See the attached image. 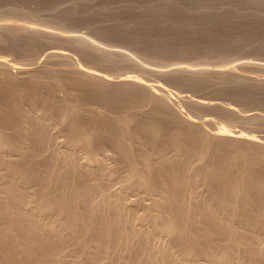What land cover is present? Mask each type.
<instances>
[{"label": "bare ground", "instance_id": "obj_1", "mask_svg": "<svg viewBox=\"0 0 264 264\" xmlns=\"http://www.w3.org/2000/svg\"><path fill=\"white\" fill-rule=\"evenodd\" d=\"M24 1L36 6H0V264H264V133L253 130L262 111L176 92L140 74L151 66L137 53L75 29L94 20L77 14L106 11L130 33L133 20L113 13L145 12L131 18L155 50L185 26L206 30L209 46L248 44L263 40L264 0ZM238 21L247 32H230ZM223 46L200 48L199 64L152 71L263 108L264 77L212 65L229 62ZM204 108L251 127L197 114Z\"/></svg>", "mask_w": 264, "mask_h": 264}, {"label": "rangeland", "instance_id": "obj_2", "mask_svg": "<svg viewBox=\"0 0 264 264\" xmlns=\"http://www.w3.org/2000/svg\"><path fill=\"white\" fill-rule=\"evenodd\" d=\"M5 1V2H4ZM15 1H17V0H15ZM20 1V2H19ZM23 1L24 0H18V2H19V4H17V5H19L21 8H25V9H27V8H33V7H35L36 6V3H34V2H31V1H24V3H23ZM56 1H58V0H56ZM8 2H13V0H0V3H2V4H0V6H7L6 4H11V3H8ZM17 2V3H18ZM25 2H27V3H25ZM4 3V4H3ZM23 3V4H22ZM33 3L35 4V6L33 5ZM183 3V2H182ZM186 3H188V2H184L183 4H186ZM30 4V5H29ZM190 6H192L191 4H189ZM188 4L187 5H185V6H189ZM30 6V7H29ZM32 6V7H31ZM190 6L188 7L189 9H190ZM124 11H122V12H120L119 13V11H118V13H116V12H111V13H113V14H117L119 17V20H121L122 18L121 17H124L126 20H128V21H125V20H123L122 19V21H124V22H126V23H128V22H130L131 20H133L132 22H130L131 24H130V26H131V29H129V31H133L134 30V33L132 32H130V33H128V31H126L125 32V34L124 33H120V32H117V30L116 29H113V27H114V23L113 22H116L117 20L115 19V21L112 19H110V17L112 16V14H110V13H108V12H106V11H102V12H96V11H91V12H82V13H80V14H77V15H79V16H81V17H89V16H91L92 18H91V21H92V19H94L95 21L97 20V24H96V22L93 20L92 21V24H91V26L90 25H88V26H86L87 24L85 23V22H82L83 23V25H84V23L86 24V25H82V24H80V23H77L78 25L80 24V26H78L77 24L75 25L76 26V28L75 29H77L78 31L80 30V32H84V33H86V34H88V35H90L92 38H94L96 41H99L101 44H104V45H110V46H115V47H118V48H122V49H124V50H130V51H132V52H134V53H137L138 55H140V57L142 58V60H145L150 66H151V68L150 69H140V71H139V73L140 74H142V75H144V76H148V77H150L151 79L153 78V79H157V80H159V81H161L162 83H164V84H166L167 86H169L171 89H173L174 91H176V92H179V93H187L188 92V94H191V95H193L194 97H199V95L200 96H202V97H209V98H215V100H217V101H223L225 104L226 103H231V104H233L234 106H236L238 109H240L241 107L245 110H243L242 108H241V110H243V113L245 112V113H247V114H256V112H260L261 113V111H262V113L264 114V107L262 108L261 107V109H260V106L259 105H257V104H252V105H245V104H241V103H239V102H237L235 99H233L231 96H228V95H225V94H221V95H219V92H218V90L217 89H215L216 88V86L214 85V83L212 82L211 84L209 83V85H208V87L206 88L207 90L209 89V91L211 90V94H209L207 91H196V89H194L193 87L191 88L190 86H185V87H182L181 85H179V84H176V83H171L170 81H168L163 75H160V73L158 74H156V71L155 70H153L152 71V68L154 67V68H159V69H166V67L167 68H169V67H172V66H178V65H189V64H199V63H201V58L203 57V53H202V51L204 50L205 52H207V51H209V53L211 54H213L214 52H215V54H216V51H213V50H220V48H221V46L222 45H224L223 46V50L225 49H227V51H229L230 52V54H232V55H230L229 54V52L227 53L226 51H224V53L226 54L225 56H228L229 55V60L228 59H225V60H228L229 62L227 63V62H218L219 60L221 61V59H218L217 58V62H213L212 63V65L213 64H215V65H224L225 63L226 64H231V65H229L230 67H232L233 66V68H235L239 73H241V74H243V75H247V76H252V77H255V78H262L263 79V77H264V35H263V37H262V39L263 40H261V37H260V39H256V40H258L257 42H254V38L252 37V41L250 42L249 41V43L247 44L246 43V41L245 42H243L244 40H245V38H241V36H240V39H241V41L243 42V44L244 45H242L241 44V41L238 39L236 42H232V43H226L227 45H225V43H222V42H218L217 41V39H216V41H217V43L219 44V47H215V46H218L217 45V43H216V45L215 44H210V46L209 45H207V43H212V41L214 42V40H213V38H212V41H211V37L209 38V36H207L206 34H205V32H206V30H204V29H202V34L200 33L201 32V26H199L200 27V31H199V29L197 30V29H195V28H193V26H190V27H187V26H185V27H183L182 29H180V31H181V33H184V29L185 28H187V31H190L191 30V32H188L189 34H187L186 35V32L187 31H185V35L184 34H181L180 32H179V34H178V31L176 30V32H174V30H172L171 31V29H164L162 32H165V34L167 35L166 37H168L169 35H171V34H173V32H174V34L173 35H177V36H179L180 38H181V41L179 40L178 41V39H179V37H177L176 36V38L174 37V36H172V37H174L175 38V40L177 41V44L180 42L181 44H186V45H181L180 43V45L178 44H176V42H175V40H174V38L172 39V38H166V43L168 42L169 43V41H171V39H172V41L174 42H170L169 44L167 43V45H165L166 43L164 42V45L162 46V44L160 45V46H162V48L165 46L166 47V49L167 48H170V50L171 49H173V47L175 46L176 48L178 47V49H176L175 47V49L173 50V51H175L174 53H171V52H168V54L166 53L167 51H170V50H166V49H164V51H166L165 53L163 52V49L161 50L160 48L159 49H157L156 48V50H155V47L154 46H152L153 45V41H151V40H149L150 38V36H149V34L147 33V36L145 35L146 34V30H149V28L147 29V27H146V30H144L145 29V26L143 25V24H141L142 25V27H141V30H140V24L138 23V22H136V24H135V26H137L138 27V29L136 30V27L134 26V23L133 22H135L137 19L135 18L137 15H139L141 12H138V13H136V15H135V12H134V14H132L133 12H124ZM130 14V16H129V14ZM146 14H148V13H146ZM145 14V12H143V14H141V15H139V16H142V15H146ZM93 15H95V16H93ZM117 15H116V17H117ZM128 15V16H127ZM131 15H135L134 17L133 16H131ZM94 17V18H93ZM131 17H133L134 19H136V20H134L133 18H131ZM138 17V16H137ZM121 18V19H120ZM131 20H130V19ZM209 20H211V19H209ZM208 22V19H206V20H203L202 22ZM190 22H192V21H190ZM202 22H201V25H202V27L204 28L205 27V29L208 27L206 24H204L205 26H203V24H202ZM210 22V21H209ZM208 22V23H209ZM211 23V22H210ZM239 21L238 22H235L234 23V25L236 26V28H235V26H227L229 29H230V32L232 31V32H234V29H236L235 30V32L237 31V32H239V30L238 29H240V32H241V34H243V33H245V32H247L246 31V29H244L245 27H243V26H240L239 28H238V26H239ZM100 24V25H99ZM102 24V25H101ZM129 24V23H128ZM138 24V25H137ZM212 24H214V23H211L210 25V27L211 28H213V30L210 28V27H208L207 29V33H209V28H210V33H214L215 32V30H214V28L216 27V25L214 24V27H213V25ZM209 25V24H208ZM238 25V26H237ZM90 26V27H89ZM132 26L135 28V29H133L132 28ZM144 26V27H143ZM156 26V25H155ZM155 26H153V29H155V31L157 32V28L155 27ZM196 26V25H195ZM194 26V27H195ZM197 26V27H198ZM89 27V28H88ZM196 27V28H197ZM198 27V28H199ZM227 27H225V28H223L224 30L227 28ZM115 28V27H114ZM144 28V29H143ZM160 28V27H159ZM193 28V29H192ZM233 28V29H232ZM238 28V29H237ZM142 29L144 30V31H142ZM152 29V28H151ZM152 29V30H153ZM189 29V30H188ZM195 29V30H194ZM217 29H221L223 32H224V30L222 29V28H218L217 27ZM216 29V31L218 32L219 30H217ZM229 29L227 30H225V32L226 31H229ZM93 30V31H92ZM193 30H194V32H193ZM204 30V31H203ZM220 30V31H221ZM96 33H95V32ZM112 31V32H111ZM116 31V32H115ZM138 31V32H137ZM141 31V32H140ZM151 31V30H150ZM159 31V30H158ZM196 31H199V32H196ZM116 33V35L118 36H116L115 35V33ZM140 32V33H139ZM142 32H144L143 34H142ZM193 32V33H192ZM197 34H196V33ZM118 33V34H117ZM127 33V34H126ZM168 33H169V35H168ZM190 33H192V34H190ZM196 34V35H193V34ZM120 34V35H119ZM132 34V35H131ZM142 34V36H138V35H141ZM155 35L156 33L154 32V30L152 31V35ZM240 34V33H239ZM126 35V36H125ZM181 35H184V38H185V41H187V42H185L184 41V39H182V36ZM189 35H193V40L191 39L192 38V36L191 37H188ZM199 35V36H198ZM202 35H206L205 36V38H204V36L202 37ZM133 36V37H132ZM147 38H146V37ZM149 36V37H148ZM196 36V37H195ZM201 36V37H200ZM120 37V38H119ZM135 37V38H134ZM144 37V38H143ZM152 37V36H151ZM186 37H187V39H186ZM198 37H200V39H202V40H200ZM196 38V39H195ZM130 39V40H129ZM142 39V40H141ZM170 39V40H169ZM192 41H191V40ZM198 39L200 40V42L198 41ZM205 39V40H204ZM208 39V40H207ZM244 39V40H243ZM251 39V38H250ZM254 39V40H253ZM136 40V41H135ZM138 40H140V41H142V42H140V43H137V42H139ZM144 40H145V42H144ZM167 40H169V41H167ZM197 40V42L199 43V44H197V42H195ZM261 40V41H260ZM209 41V42H208ZM260 41V42H259ZM185 42V43H184ZM189 42H192V43H194L195 44V46L193 45V44H191V43H189ZM240 42V43H239ZM254 42V43H253ZM58 43H60V44H58ZM56 45L58 46H63L62 45V43L61 42H58ZM126 43V44H125ZM134 43V44H133ZM139 44V45H137V44ZM172 43L173 44H176V45H172ZM201 43V44H200ZM222 43V44H221ZM237 43H239V44H237ZM246 43V44H245ZM252 43V44H251ZM190 44V45H189ZM221 44V45H220ZM240 44H241V46H240ZM142 45V46H141ZM152 47H151V46ZM170 45V47H167V46H169ZM189 45V46H188ZM192 45L195 47V48H193L192 47ZM197 45V46H196ZM201 45V47H199V46ZM205 45H207V48H208V50H206L207 48H206V46ZM212 45H215L214 47L212 46ZM250 45V46H249ZM146 46V47H145ZM179 46H182L183 48L185 47V50L184 51H181V49H183L182 47H181V49L179 48ZM195 50H193L191 47ZM205 46V47H204ZM244 46V47H243ZM249 46V47H248ZM65 47H67V46H65ZM127 48V49H125V48ZM164 47V48H165ZM202 47H204V49L202 48ZM241 47V48H240ZM3 48V47H2ZM120 48V49H121ZM142 48V49H141ZM150 48V49H149ZM187 48H190V49H188V51H187ZM200 48H202L203 50H201ZM231 48H233V49H231ZM137 49V50H136ZM145 51H144V50ZM180 49V51H178ZM192 49V50H191ZM197 49V50H196ZM221 49V50H222ZM241 49V50H240ZM245 49V50H244ZM247 49V50H246ZM255 49V50H254ZM147 50H149V51H147ZM155 50V51H154ZM161 50V51H160ZM191 50V51H190ZM199 50V51H198ZM1 51H3V50H1ZM0 51V52H1ZM136 51V52H135ZM153 51V52H152ZM172 51V50H171ZM172 51V52H173ZM187 51V52H186ZM240 51V52H239ZM262 51V52H261ZM141 52V53H140ZM179 52H180V54H179ZM184 54H183V53ZM185 52H186V55H185ZM199 52V53H198ZM235 52V55L233 54ZM258 52H260V53H258ZM2 53H4V52H2ZM145 55H144V54ZM147 53V54H146ZM150 53V54H149ZM162 53V54H161ZM170 53V54H169ZM240 53V54H239ZM178 54H179V57H178ZM191 54V55H190ZM192 54H193V56H192ZM200 54V55H199ZM217 54H220V52H217ZM222 54H223V52H222ZM237 54V55H236ZM159 55V56H158ZM163 55V56H162ZM166 55V56H165ZM176 55H177V57H176ZM189 55V56H188ZM196 55V56H195ZM201 55H202V57H201ZM12 57H16L15 55H11ZM10 56V57H11ZM77 56V58L81 61V62H84V60L82 59V58H80V55H76ZM168 56V57H167ZM184 56H186V57H184ZM192 56V57H191ZM195 56V57H194ZM220 56V55H219ZM222 56V55H221ZM231 56V57H230ZM170 57H172L171 59H170ZM201 57V58H200ZM235 57V58H234ZM241 57H244V58H242L241 59ZM249 57V58H248ZM90 58V57H89ZM140 58V59H141ZM196 58V59H195ZM198 58V59H197ZM200 58V59H199ZM220 58V57H219ZM227 58V57H226ZM248 58V59H247ZM90 59H93L94 61L96 60V58L94 59V57L92 58H90ZM151 59H153V60H151ZM164 59V60H163ZM238 59H240L241 61L243 60V61H248L249 60V63H253L252 65H249V66H244L242 63H241V61L240 60H238ZM98 60V59H97ZM167 60V61H166ZM200 60V61H199ZM252 60V61H251ZM151 61V62H150ZM163 61V62H162ZM199 61V62H198ZM231 61V62H230ZM96 62V61H95ZM95 62H90V64H92V65H94V66H96V65H98L97 67H104V64H102L101 62V65L100 64H98L99 63V60H98V63L96 64ZM243 65V66H241V64ZM220 63V64H219ZM238 64V65H237ZM113 65V64H112ZM112 65L111 66H109L110 68H108L107 67V69H109V71L110 72H115V73H117V72H120V70H122L123 68L121 67H116L115 65H113L114 66V68H112ZM234 65H235V67H234ZM116 67V68H115ZM238 67V68H237ZM244 67V68H243ZM120 69V70H119ZM124 70V69H123ZM142 70V71H141ZM151 71V72H150ZM138 72V71H137ZM248 74H250V75H248ZM261 74V75H260ZM250 76V77H251ZM166 79V80H165ZM187 87V88H186ZM212 88H213V90H215V92L213 93L212 92ZM187 89V90H186ZM189 89V90H188ZM218 92V93H217ZM202 93V94H201ZM206 93H208V94H206ZM205 95V96H204ZM235 100V101H234ZM237 102V103H236ZM236 103V104H235ZM259 107V108H258ZM184 109H185V111L186 112H191V110H190V108H188L187 106H184L183 107ZM249 109H251V110H249ZM240 110V111H241ZM247 111V112H246ZM254 111H256V112H254ZM242 112V111H241ZM252 112H254V113H252ZM185 113V112H184ZM191 113H193V112H191ZM197 114H200V115H207V116H210V115H212V117H216L217 118V120L219 121V120H221L222 122H224V123H226V124H228V125H231L233 128L235 127V128H238V129H245V128H247V126L248 125H245V123H244V125H245V128H243L242 127V125H243V123H242V125H241V122H234V121H231V120H227V119H225V118H223V117H219V115H217V114H215V113H213V111H211V110H209V109H203L201 112H197ZM226 120H227V122H229V123H227L226 122ZM234 125V126H233ZM231 127V128H232ZM250 127L251 126H249V128H247L246 130H249L250 129ZM234 128V129H235ZM253 128V127H252ZM255 129H253V130H255L254 132L255 133H257V134H261V133H264V126L263 127H258V128H256V127H254ZM253 130H252V132H253Z\"/></svg>", "mask_w": 264, "mask_h": 264}]
</instances>
